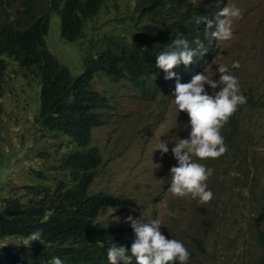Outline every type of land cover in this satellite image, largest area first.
<instances>
[{"label": "clouds", "instance_id": "clouds-1", "mask_svg": "<svg viewBox=\"0 0 264 264\" xmlns=\"http://www.w3.org/2000/svg\"><path fill=\"white\" fill-rule=\"evenodd\" d=\"M86 1L15 0L13 4L22 18L19 29L24 33L30 57L41 64L49 61L54 66L65 65L77 79L75 88L60 100L54 99L50 85L51 99L57 104L73 103L86 121V133L81 142L70 134L42 126L39 122L42 75L33 74L35 66L27 67L16 57L3 56L6 63L1 75V113L7 82L16 68L14 73L18 79L13 81L12 88L20 86L15 100L21 106L32 102L31 84L39 85L33 120L35 133L50 134L54 140H68L71 145L67 150L68 146L56 142V152L64 150L58 156L43 152L47 155L42 165L54 167L58 176L41 184V179L33 175L25 186L23 202L34 198L28 193V187L56 198L55 201L62 196L63 188L75 187L97 207L83 211L85 219L54 207L46 210L36 222L37 231L24 240L16 238L21 241L18 244L31 247L33 241L41 242V237L47 234L43 243L46 257L41 259L36 253H27L17 264H198V259L210 257L224 245L223 236L214 229L208 205L215 197L210 184L213 174L226 166L231 168L233 171L226 178L235 181L236 194L245 190L252 204H260L261 199L256 196L255 182L249 177L250 174L261 175L258 164L261 150L252 141L261 131L257 129L248 139L240 134L246 113L261 111L263 92L245 88L238 74L239 61L230 59L233 49L221 58L223 52L231 48L221 45L220 41L232 39L234 19H241L242 12L235 6H224V0H210L207 11L203 9L204 0L198 3L192 0L196 7L185 0L183 8L190 11L185 36L166 39L160 49L153 50L150 48L153 35L165 25L161 11L141 6V0H105L103 10L85 19L79 30L72 16H81L80 7ZM130 5L133 6L129 15L131 21L124 27L115 26H121L125 20L122 14ZM102 15L109 18L112 29L93 39L88 34V25ZM254 18L257 25L264 28V6L260 3L255 4ZM52 19L59 35L56 41L47 42ZM125 27L131 31L126 33ZM126 34L136 45L135 51L118 64L110 65L109 57L119 45L115 43ZM75 58L79 60L78 70L75 67L73 71L67 60ZM103 71L109 72L104 75ZM165 87L170 92L182 131L174 140L173 157L163 164L170 175L164 190L190 202L167 205L162 204L159 197L150 215L145 217L142 212L137 216L140 204L135 197L96 191L95 185L103 169L117 155V147L128 142L130 132L136 130L134 137L141 136V128L149 122L152 112L150 99ZM132 91L136 93L113 104L119 94ZM94 95L103 100L92 106ZM135 142L133 139L132 143ZM156 150H160L162 156L168 153V142L161 141ZM240 156L243 160L236 162ZM3 158L7 159L1 156L0 163ZM211 163H217L215 171ZM7 184L8 179L0 186V193L9 191ZM124 201L130 205L122 207ZM110 211L126 216L123 221H107L104 217ZM256 233L257 239L264 234L258 229ZM93 245L104 250L93 258H80L79 251Z\"/></svg>", "mask_w": 264, "mask_h": 264}, {"label": "rangeland", "instance_id": "rangeland-1", "mask_svg": "<svg viewBox=\"0 0 264 264\" xmlns=\"http://www.w3.org/2000/svg\"><path fill=\"white\" fill-rule=\"evenodd\" d=\"M194 1L195 3L200 2V0ZM259 3L264 6V0L223 1L224 6L239 8L242 18L234 19L232 39L220 41V44L231 48L223 52L221 58L233 49L230 52V59L239 61L241 66L238 74L245 88L263 92L264 96V28L258 26L254 18L255 4ZM132 9L133 6L130 5L124 10L122 17L125 20L121 26L120 24L114 25L124 27L128 24L131 21L129 15ZM54 17L59 21L56 15ZM108 19L102 15L89 23L88 34L93 39H98L105 31L111 30L112 26L108 23ZM51 27L46 37L47 42L56 41L59 35L58 26L53 19ZM237 52H240L239 55ZM78 62V58L67 60L68 66L73 71L78 66ZM15 71L16 68L13 69L7 82V95L3 101L0 119V157L7 158H3L0 163V186L8 179L7 188L9 190L0 193V202L6 198H25V186L32 180L33 175L41 179V184H47L54 176H58L54 167L46 168L42 165L47 155L43 152H50L56 156L64 152V150H60V153L56 152V142H62V146H68L67 150L71 149L68 140H54L50 134L35 133L33 120L37 112L39 85L31 84L30 99L32 102L30 105L21 106L15 100L20 86L12 88L13 81L18 79ZM134 93L136 92L119 94L113 100V104ZM22 97L24 99L25 94ZM150 106L152 108L150 120L141 128V136L135 138L133 133L136 130L130 132L128 142L117 147V155L103 169L95 185L96 191L102 190L121 196L135 197L140 204L137 216H141L143 212L145 217L151 214L154 202L159 197H162L161 203L167 205L190 202L187 199H179L164 190L170 175L167 170L163 169V164L173 157L171 149L175 147L174 140L182 131L181 122L170 100L167 87L154 94L150 99ZM257 129L261 131V135L252 141L255 147L261 150L258 158L261 175L250 174L249 177L255 182V194L261 198L260 204L249 202L245 190L240 195L236 194L235 181L226 178L229 173H232L231 168L226 166L220 169L218 174H213L210 184L215 197L208 205L211 207L210 217L214 229L223 236L224 245L221 250L215 251L210 257L198 259V264H264V249L256 238V229L264 232V104L261 111L246 113L240 136L243 139L252 138ZM133 139L136 140L135 143H132ZM161 141H167L169 148V152L163 156L160 150H156ZM242 160L241 156L236 158V162ZM216 165L217 163H211L214 171ZM40 171H42L41 174ZM125 216V214L117 216L114 211H110L104 219L123 221ZM256 219H258V225H255Z\"/></svg>", "mask_w": 264, "mask_h": 264}, {"label": "trees", "instance_id": "trees-1", "mask_svg": "<svg viewBox=\"0 0 264 264\" xmlns=\"http://www.w3.org/2000/svg\"><path fill=\"white\" fill-rule=\"evenodd\" d=\"M189 1L192 3V0ZM209 1L204 0L206 5L203 7L204 10L210 4ZM14 2L15 0H0V90L3 64L6 63L3 56L16 57L27 67L35 66L33 74L42 75L44 82L41 91L42 108L39 122L46 128L70 134L78 142H81L84 140L86 133V121L82 120L79 115V113H82L81 110L73 103L57 104L54 100L67 97L75 88L77 79L71 76V70L65 65L54 66L49 61L41 64L38 60L30 57L25 45L24 33L19 29L22 18L19 15V10L13 6ZM57 2H60V0H57ZM184 2L185 0H141V6L161 11L165 19V25L153 35L151 49H160L164 41L171 37L185 36V24L190 11L183 8ZM105 4V0H87L82 4L79 11L81 16H72L73 20L78 23V29L81 30L85 19L94 14L98 15ZM192 4L196 7L195 3ZM125 32H128L126 27ZM169 43L172 42H167V44ZM115 44L119 45L116 52L109 57L110 65H116L123 61L130 52L135 51L136 47L135 44L131 43L127 34ZM103 72L105 75L109 71ZM50 85L54 92V99H51L53 92ZM102 100L103 98L99 95H94L92 106ZM251 146L254 147L252 142ZM256 161V153L254 152L253 166L256 165ZM28 193L34 195V198L30 199L28 203L23 202L24 199L18 198H6L0 202V264H17L24 259L27 253H36L41 259L46 257L43 243L47 234L41 237V242L33 241L31 247L24 246L22 243L18 244L16 241V238L24 240L30 233L37 231L35 230L36 222L46 210L54 207L61 212L70 211L73 216L85 219L86 216L83 211H93L97 208L75 187L63 188L62 196L56 201V198L50 197L33 187H28ZM128 205H130L128 202H122V207ZM256 221L258 224V219ZM257 240L261 242L264 249V234H260ZM103 250V247L93 245L80 250L79 256L82 259H90L99 255Z\"/></svg>", "mask_w": 264, "mask_h": 264}]
</instances>
